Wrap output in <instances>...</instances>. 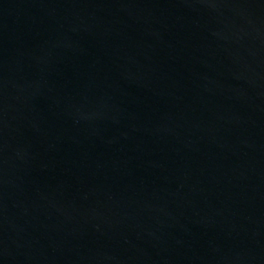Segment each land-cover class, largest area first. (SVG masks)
Here are the masks:
<instances>
[{"label": "water", "instance_id": "obj_1", "mask_svg": "<svg viewBox=\"0 0 264 264\" xmlns=\"http://www.w3.org/2000/svg\"><path fill=\"white\" fill-rule=\"evenodd\" d=\"M0 264H264V0H0Z\"/></svg>", "mask_w": 264, "mask_h": 264}]
</instances>
